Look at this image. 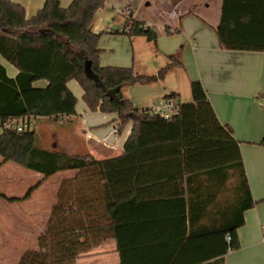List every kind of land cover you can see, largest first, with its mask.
I'll use <instances>...</instances> for the list:
<instances>
[{
    "label": "trees",
    "instance_id": "obj_1",
    "mask_svg": "<svg viewBox=\"0 0 264 264\" xmlns=\"http://www.w3.org/2000/svg\"><path fill=\"white\" fill-rule=\"evenodd\" d=\"M107 2L74 0L64 9L59 0H46L28 21L23 6L0 0V55L19 71L10 79L0 64V157L45 179L68 170L85 177L63 182L39 251L19 264H75L108 236L117 239L120 264H223L229 250L239 249L237 230L254 206L240 143L220 122L200 81L191 83L192 102L180 101L169 120L133 106L124 88L158 82L181 63L171 56L153 76L101 67V35L92 26ZM126 19L120 33L157 43L145 23ZM216 34L224 50L264 52V0H222ZM86 62L98 82L86 76ZM41 80L46 88L33 86ZM71 80L83 88L91 111L117 115L118 132L133 125L121 157L70 156L42 148L34 130L6 127L31 116L69 122L78 104ZM38 186L8 201L27 200ZM133 250H170L176 257L131 259L126 253Z\"/></svg>",
    "mask_w": 264,
    "mask_h": 264
},
{
    "label": "crops",
    "instance_id": "obj_2",
    "mask_svg": "<svg viewBox=\"0 0 264 264\" xmlns=\"http://www.w3.org/2000/svg\"><path fill=\"white\" fill-rule=\"evenodd\" d=\"M11 1L24 7L28 21L35 18L46 3V0ZM73 1L59 0L64 9L69 8ZM108 1L112 2V0ZM154 1L159 7L155 11L158 17L134 14L132 5H138L142 11L144 6L151 5L148 0H124L123 5H126L125 8H132L135 20L145 23L157 34L156 44L144 36L120 33L126 28L127 19H123L125 17H117L111 24L116 30L110 28L107 31L99 30L95 26V21L93 22V31L101 35L100 66L135 69L137 54L141 56L145 53L144 50L150 49L151 72L139 69L137 73L153 76L169 63L171 56H177L180 59V66L173 67L164 79L145 85L147 89L156 93L150 103L164 100L170 94L178 95V100L185 103L182 101L180 86L173 81L175 76H180L183 87L189 88L190 91L193 81L201 82L220 122L233 130L234 137L240 143L254 200V206L244 214V225L237 230L239 249L229 250L224 256L223 264H264V231L262 230L264 225V107L260 105L264 97V52L229 51L220 48L216 29L220 22L222 0ZM113 5L116 7L115 4ZM0 64L5 68L10 79L17 78L18 69L1 55ZM48 84L46 80H41L35 82L33 86L46 88ZM68 87L78 100L76 115L71 117L69 122L65 119L60 122L47 118L38 119L34 131L38 136L39 145L44 149L70 156L88 155L97 161L121 157L133 125L129 124L121 133L110 136L107 142L101 143L100 140L119 125L117 115L91 111L84 102V90L76 80H71ZM124 89L123 94L127 98ZM129 98L136 109L145 110V107L136 105L137 100L133 95ZM79 173V170L62 171L45 179L43 175L15 163H4L0 157V208L9 210L13 216L16 214L17 220L26 227L24 236L17 242L2 232L3 236L0 240L3 242L6 239L12 242V246H8L7 255L0 259L1 264L20 263L21 250L24 247L19 246V243L25 240L33 241V227L47 225L62 183L77 177ZM23 180H26L28 184L19 189V183ZM36 186L38 188L29 199L18 202L8 201V199H23L27 192ZM0 224L7 226V218L1 212ZM122 238L126 243L124 235ZM12 248L17 252L15 256L10 254ZM127 252L126 256L131 259L176 257L170 250L153 253L136 250ZM84 254L82 255L87 257L82 259L80 257L75 264L121 263L117 239L112 236H108L102 244ZM8 256L11 259H7Z\"/></svg>",
    "mask_w": 264,
    "mask_h": 264
},
{
    "label": "rangeland",
    "instance_id": "obj_3",
    "mask_svg": "<svg viewBox=\"0 0 264 264\" xmlns=\"http://www.w3.org/2000/svg\"><path fill=\"white\" fill-rule=\"evenodd\" d=\"M123 1L124 0H114V1L112 0V2L108 1L105 4L104 8L99 13H97V15L95 17L94 21H95L96 28H98L99 30L104 29L105 31H107L108 28L116 30V28L114 29V25H111V24H113L116 21L117 17H121V18L124 17L120 13V10H119L120 8H122V10L125 9L126 5H123L125 3ZM148 1L151 2L150 3L151 5L149 7L144 6L142 11H140V8H138V5H132V8L134 10V14H136V15L142 14L144 17H158L159 15H156L155 11L159 7L156 5L154 0H148ZM113 4H115L116 7H114ZM123 19L126 20V18H123ZM144 51H145V53L141 56L139 54H137V63H136L135 69H133L136 73H137V71L139 72V69H142V70H145L148 72H151V70H152L151 69V67H152L151 50L147 49ZM173 81L178 86H180V88L182 90V101L185 103L192 102L193 98H192L191 91L189 88L183 87L181 77L175 76ZM124 92L127 95V98H129L130 95H133L134 98L137 100L136 105L141 106V107H145V109L147 107H150L153 104V102L150 103V100L156 94L154 91L147 89V87L145 85H140V84L129 86V87L124 89ZM131 102L133 103L132 100H131ZM35 129L36 128L32 129V131ZM84 179H85L84 175L79 173L77 177L69 179L68 181L76 180L77 183H83ZM27 184H28L27 181L23 180L22 182L19 183V189L22 188L24 185H27ZM60 189H61V187H60ZM0 212L7 218V224H6L7 226H3L0 224V230H1L0 231V238H1V236H3L2 232H4V234L7 235L9 238L13 239L14 242L21 240L22 237L24 236L23 235L24 230H26L25 225H23L20 220H17L18 217L16 216V214H15V216H13L9 210H6L4 208H0ZM48 223L45 227H41V226L33 227V229H32V231H34V236L32 238L33 241L29 242V241L25 240L26 242L24 241L22 243H19V246L24 247V249H22V250L20 249L21 253H22V257L28 252H38L39 251V239L46 232L47 227H48ZM5 228H6V230H5ZM42 230H44V231L42 232ZM8 246H12V242L7 241L6 239L3 240V242L0 240V259L2 258V256L7 255L6 253H7ZM10 254L12 256H15L17 254V252L14 248H12L10 250ZM84 255L81 256V259L87 257ZM7 259H11V257L8 256Z\"/></svg>",
    "mask_w": 264,
    "mask_h": 264
},
{
    "label": "built area",
    "instance_id": "obj_4",
    "mask_svg": "<svg viewBox=\"0 0 264 264\" xmlns=\"http://www.w3.org/2000/svg\"><path fill=\"white\" fill-rule=\"evenodd\" d=\"M120 13L125 18H134L133 17V10L130 8H125L123 10H120ZM181 102L177 99H164L159 102L153 103L149 108L145 109V112L150 115H156L161 116L164 119H171L175 117L179 113ZM260 105L264 107V97H262ZM65 120H68V118H64ZM37 120L35 117H24L20 119L19 121H10L7 123V128H13L16 129L18 132H23L26 130H32L36 127ZM118 132V125L114 127L110 133L101 139V143L107 142L108 138L113 135H117ZM262 230L264 231V225H262ZM226 241L228 244H231L232 238L230 235L226 236Z\"/></svg>",
    "mask_w": 264,
    "mask_h": 264
},
{
    "label": "water",
    "instance_id": "obj_5",
    "mask_svg": "<svg viewBox=\"0 0 264 264\" xmlns=\"http://www.w3.org/2000/svg\"><path fill=\"white\" fill-rule=\"evenodd\" d=\"M85 73H86V76L89 79L94 80L95 82H98V78L93 73V71H92V64L90 62H86V64H85Z\"/></svg>",
    "mask_w": 264,
    "mask_h": 264
}]
</instances>
